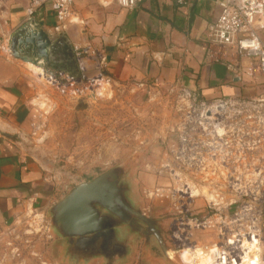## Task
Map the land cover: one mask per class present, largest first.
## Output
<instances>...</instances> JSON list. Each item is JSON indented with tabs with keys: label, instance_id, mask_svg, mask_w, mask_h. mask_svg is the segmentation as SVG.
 I'll list each match as a JSON object with an SVG mask.
<instances>
[{
	"label": "crops",
	"instance_id": "1",
	"mask_svg": "<svg viewBox=\"0 0 264 264\" xmlns=\"http://www.w3.org/2000/svg\"><path fill=\"white\" fill-rule=\"evenodd\" d=\"M219 1L190 0L179 7L171 0H141L125 9L113 0H74L75 19L56 30L48 6L29 15L28 0H0V234L25 213L53 204L52 188L39 164L21 146L36 121V89L24 74V62L6 51L12 36L34 24L51 41L62 39L73 53L98 51L100 66L82 60L88 78L101 73L117 85L177 86L209 101L255 96L257 88L245 75L238 78L225 60L207 58L213 50L246 65L228 49L210 44L208 28L220 13ZM66 68L76 72V63Z\"/></svg>",
	"mask_w": 264,
	"mask_h": 264
},
{
	"label": "rangeland",
	"instance_id": "2",
	"mask_svg": "<svg viewBox=\"0 0 264 264\" xmlns=\"http://www.w3.org/2000/svg\"><path fill=\"white\" fill-rule=\"evenodd\" d=\"M29 65L22 66L36 89V121L21 146L39 164L52 188L53 204L75 186L123 167L134 205L149 218L165 220L168 230L176 191L183 184L190 187L191 178L167 176L164 166L173 160L183 109L196 103L195 94L177 86L100 81L95 98H71L41 79L35 82L40 70ZM53 204L38 213H25L0 234V264H169L154 238L145 243L135 234L130 237L129 255L121 261L69 254L65 241L50 226L48 210ZM260 231L259 264H264V225ZM215 236L213 229L195 232L201 251L205 253ZM175 258L187 264L176 254Z\"/></svg>",
	"mask_w": 264,
	"mask_h": 264
},
{
	"label": "built area",
	"instance_id": "3",
	"mask_svg": "<svg viewBox=\"0 0 264 264\" xmlns=\"http://www.w3.org/2000/svg\"><path fill=\"white\" fill-rule=\"evenodd\" d=\"M28 1L29 15L43 6L51 9L56 30L75 19L74 0ZM113 1L131 9L141 0ZM171 1L181 7L190 0ZM218 4L220 13L208 28L210 44L228 49L246 65L213 50L207 58L210 62L225 60L227 69L238 78L245 75L257 93L213 101L196 96V103L183 109L173 160L164 166V172L176 178L190 177L191 186L183 184L176 191L167 235L179 256L184 251L202 250L195 232L213 229V244L226 253H214V264H235L246 244L256 242L258 247L264 225V0H220ZM6 51L10 55L9 48ZM74 58V75L57 71L55 78V72L44 74L40 69L36 81L43 80L61 96L95 98L97 83L109 81L101 73L86 77L82 60H93L98 67L101 54L82 49L74 52Z\"/></svg>",
	"mask_w": 264,
	"mask_h": 264
},
{
	"label": "water",
	"instance_id": "4",
	"mask_svg": "<svg viewBox=\"0 0 264 264\" xmlns=\"http://www.w3.org/2000/svg\"><path fill=\"white\" fill-rule=\"evenodd\" d=\"M19 29L10 40V55L44 74L63 71L75 65L73 51L62 41H51L37 26ZM125 170L116 167L90 182L75 186L48 210L52 230L66 243L69 254L84 259L121 261L129 255L130 237L138 235L145 243L154 238L169 264H179L162 219L145 216L130 198L132 186L124 181ZM126 228V230H124Z\"/></svg>",
	"mask_w": 264,
	"mask_h": 264
},
{
	"label": "bare ground",
	"instance_id": "5",
	"mask_svg": "<svg viewBox=\"0 0 264 264\" xmlns=\"http://www.w3.org/2000/svg\"><path fill=\"white\" fill-rule=\"evenodd\" d=\"M34 68L36 69L35 71L39 69L37 67H33V69ZM245 246L246 249L240 253L239 262L241 264H259V255H258L259 251H258L257 243L255 242L253 245L249 243L246 244ZM220 251H222V255L225 256L226 253L223 249H219L217 245L212 244L209 246V252L207 253H204L201 250H197L196 252H193V250H191V251L182 252L181 254H179V257L183 261L187 262V264H194V262L197 261L198 259H200L201 261H198L195 264H214V259L212 258L213 254ZM239 262H236L235 264H238Z\"/></svg>",
	"mask_w": 264,
	"mask_h": 264
},
{
	"label": "flooded vegetation",
	"instance_id": "6",
	"mask_svg": "<svg viewBox=\"0 0 264 264\" xmlns=\"http://www.w3.org/2000/svg\"><path fill=\"white\" fill-rule=\"evenodd\" d=\"M124 230H126V228H124Z\"/></svg>",
	"mask_w": 264,
	"mask_h": 264
}]
</instances>
